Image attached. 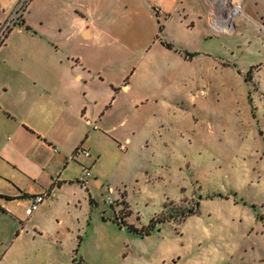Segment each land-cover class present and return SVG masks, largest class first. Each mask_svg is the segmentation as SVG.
<instances>
[{
  "label": "rangeland",
  "instance_id": "374dc122",
  "mask_svg": "<svg viewBox=\"0 0 264 264\" xmlns=\"http://www.w3.org/2000/svg\"><path fill=\"white\" fill-rule=\"evenodd\" d=\"M260 4L244 0L231 32L172 39L182 59L160 52L145 35H95L79 44L115 48V66L108 56L101 65L116 82L129 78L154 89L168 78L169 108L152 118L145 135L132 136L130 119L121 128L122 151L106 138L96 143L105 190L81 198L63 189L46 203L43 235L13 244L12 220L0 217V264H264V15L258 23L249 16ZM30 10L42 31L97 27L91 5L33 0ZM173 92L190 93L192 100L181 103ZM154 218L164 220L158 225L163 232L142 244L129 242L113 223L141 229Z\"/></svg>",
  "mask_w": 264,
  "mask_h": 264
},
{
  "label": "crops",
  "instance_id": "0c3cea01",
  "mask_svg": "<svg viewBox=\"0 0 264 264\" xmlns=\"http://www.w3.org/2000/svg\"><path fill=\"white\" fill-rule=\"evenodd\" d=\"M18 1L0 0V23ZM258 1L260 8L249 14L257 23L264 15V0ZM69 2L94 6L98 14L96 29L84 26L80 32L68 34L62 28L59 32L42 31L43 23L37 25L29 19L31 3L22 25L0 48V217L12 220L16 234L13 244L31 242L45 233L42 217L49 208L46 203L63 189L73 188L75 197L81 198L88 192L92 198L95 191L103 193L108 182L101 178L103 154L96 144L99 140L106 138L122 151L121 128L130 119L135 127L132 136L138 130L145 135L152 118H162L164 105L169 108L167 87L172 83L168 78L155 91L129 82V78L116 82L112 74L102 72L101 65L102 58L108 56L110 66H115V48L101 45L89 50L80 49L79 44L83 46L95 35L100 40L145 35L159 44L160 52L182 59L185 55L172 39L206 40L225 31V20L211 0ZM111 71L115 73V67ZM189 94L173 92L170 97L183 103L192 100ZM174 111L182 112L178 107ZM79 148L88 150L91 156L74 157ZM84 167L92 171L85 187L80 182ZM107 188L116 191L110 185ZM44 193L48 194L44 203L27 215L31 199ZM114 225L136 244L156 234L160 237L163 232L158 226L150 235L140 237L126 227Z\"/></svg>",
  "mask_w": 264,
  "mask_h": 264
},
{
  "label": "built area",
  "instance_id": "2783aa9c",
  "mask_svg": "<svg viewBox=\"0 0 264 264\" xmlns=\"http://www.w3.org/2000/svg\"><path fill=\"white\" fill-rule=\"evenodd\" d=\"M33 0H19L13 9L8 13L6 18L0 23V48L6 44L9 35L19 26L22 25L24 16ZM243 1L244 0H211L213 5L217 6L220 10L221 17L225 20V29L228 30L230 25L237 20V18L243 15ZM233 22V23H232ZM260 28L264 31V20L260 25ZM201 94H205L203 91ZM84 155L89 158L90 152L86 149L79 148L74 154V157L78 155ZM92 177V171L88 167H84L83 175L80 178V182L83 185H87V179ZM48 194L36 195L31 199V204L27 208V215H32L47 199Z\"/></svg>",
  "mask_w": 264,
  "mask_h": 264
},
{
  "label": "trees",
  "instance_id": "16d2710c",
  "mask_svg": "<svg viewBox=\"0 0 264 264\" xmlns=\"http://www.w3.org/2000/svg\"><path fill=\"white\" fill-rule=\"evenodd\" d=\"M169 48L171 47L170 45H167ZM191 214H193L194 212L191 211ZM190 216V215H188ZM164 220L160 219H152L150 221V223L147 226H143L141 229H138L137 227H135L132 224H127L126 221H122V222H118L117 220L113 221V223L120 225L121 227H126L130 232L135 233V234H139L141 236H147L150 235L153 231H155L158 227V225L160 223H163ZM80 246V245H79ZM76 252H78V249L76 250ZM74 263L76 264H82L80 261L77 262L76 259H74Z\"/></svg>",
  "mask_w": 264,
  "mask_h": 264
},
{
  "label": "bare ground",
  "instance_id": "6f19581e",
  "mask_svg": "<svg viewBox=\"0 0 264 264\" xmlns=\"http://www.w3.org/2000/svg\"><path fill=\"white\" fill-rule=\"evenodd\" d=\"M233 29H235V27H234L233 24H231V25H230V28H229L228 30H226V31H227V32H231Z\"/></svg>",
  "mask_w": 264,
  "mask_h": 264
}]
</instances>
